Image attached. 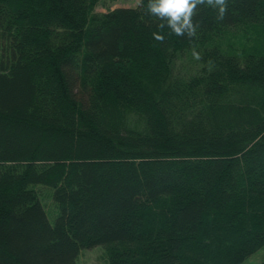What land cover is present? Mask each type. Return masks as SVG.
I'll use <instances>...</instances> for the list:
<instances>
[{"label": "trees", "instance_id": "trees-1", "mask_svg": "<svg viewBox=\"0 0 264 264\" xmlns=\"http://www.w3.org/2000/svg\"><path fill=\"white\" fill-rule=\"evenodd\" d=\"M101 2L0 0V264L100 245L109 264H243L264 248V0L198 6L196 37L164 43L148 0Z\"/></svg>", "mask_w": 264, "mask_h": 264}, {"label": "clouds", "instance_id": "clouds-1", "mask_svg": "<svg viewBox=\"0 0 264 264\" xmlns=\"http://www.w3.org/2000/svg\"><path fill=\"white\" fill-rule=\"evenodd\" d=\"M207 5L213 9L218 8V19L223 20L227 11V0H148L146 14L157 18L160 23L158 31L152 33V38L164 43L163 30L170 29V35L186 36L192 39L197 35L199 23H194L193 17L197 14L198 6ZM192 56L199 61L201 55L193 47Z\"/></svg>", "mask_w": 264, "mask_h": 264}, {"label": "rangeland", "instance_id": "rangeland-1", "mask_svg": "<svg viewBox=\"0 0 264 264\" xmlns=\"http://www.w3.org/2000/svg\"><path fill=\"white\" fill-rule=\"evenodd\" d=\"M140 0H102L99 6L96 9V12L107 13L110 10H115L117 8H132L138 5ZM241 34V32H240ZM239 34V35H240ZM188 56L183 59H179L176 62L178 70H183L184 66L188 65ZM193 65L191 66L192 70ZM38 192L42 203L45 200L44 207L46 208L48 217L51 223L54 225L56 220L60 216V209L55 204L53 200L52 193L53 191L42 185H33L31 187ZM44 204V203H43ZM78 264H109L108 257L106 254V248L102 245L91 248V249H82L77 261ZM264 263V248L251 256L243 264H262Z\"/></svg>", "mask_w": 264, "mask_h": 264}]
</instances>
